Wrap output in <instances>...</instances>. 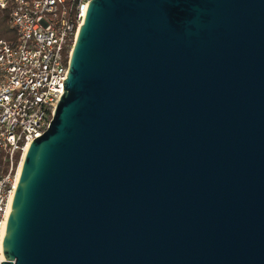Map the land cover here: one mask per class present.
Masks as SVG:
<instances>
[{
    "label": "water",
    "instance_id": "obj_1",
    "mask_svg": "<svg viewBox=\"0 0 264 264\" xmlns=\"http://www.w3.org/2000/svg\"><path fill=\"white\" fill-rule=\"evenodd\" d=\"M64 88L2 264H264V0H92Z\"/></svg>",
    "mask_w": 264,
    "mask_h": 264
},
{
    "label": "built area",
    "instance_id": "obj_2",
    "mask_svg": "<svg viewBox=\"0 0 264 264\" xmlns=\"http://www.w3.org/2000/svg\"><path fill=\"white\" fill-rule=\"evenodd\" d=\"M92 0H0L14 39L0 38V264L25 156L65 92L70 57Z\"/></svg>",
    "mask_w": 264,
    "mask_h": 264
},
{
    "label": "trees",
    "instance_id": "obj_3",
    "mask_svg": "<svg viewBox=\"0 0 264 264\" xmlns=\"http://www.w3.org/2000/svg\"><path fill=\"white\" fill-rule=\"evenodd\" d=\"M12 12V4L0 11V38L14 39L16 36L10 25Z\"/></svg>",
    "mask_w": 264,
    "mask_h": 264
},
{
    "label": "bare ground",
    "instance_id": "obj_4",
    "mask_svg": "<svg viewBox=\"0 0 264 264\" xmlns=\"http://www.w3.org/2000/svg\"><path fill=\"white\" fill-rule=\"evenodd\" d=\"M5 231H6V227H4V229H3V235L5 234Z\"/></svg>",
    "mask_w": 264,
    "mask_h": 264
}]
</instances>
